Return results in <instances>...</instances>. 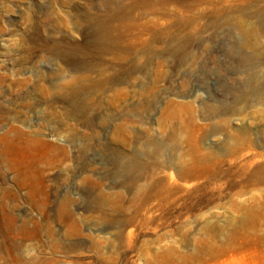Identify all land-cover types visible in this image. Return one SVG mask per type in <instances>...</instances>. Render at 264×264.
<instances>
[{"label": "rangeland", "instance_id": "rangeland-1", "mask_svg": "<svg viewBox=\"0 0 264 264\" xmlns=\"http://www.w3.org/2000/svg\"><path fill=\"white\" fill-rule=\"evenodd\" d=\"M261 4L0 0V264H264Z\"/></svg>", "mask_w": 264, "mask_h": 264}, {"label": "bare ground", "instance_id": "bare-ground-1", "mask_svg": "<svg viewBox=\"0 0 264 264\" xmlns=\"http://www.w3.org/2000/svg\"><path fill=\"white\" fill-rule=\"evenodd\" d=\"M162 1H164V0H162ZM206 1H209V0H206ZM260 1H262V4L256 10V12L254 14V17L256 18V22H258V24H259V27H260L261 32H264V0H260ZM214 13H215V16L217 18L223 19L224 22H231L232 18L236 19L235 20V26L237 27V29L239 31V34H240L239 36L241 37L240 38L241 39L240 40L241 42H239L237 45L230 46V48L235 49L240 54V57H241L240 58V62H241L242 65H244V66L249 65V62L250 61H249V57H248V55H247L246 52L250 48V45L248 43V37L252 34V29L246 24V21L239 20L236 16L232 15V13H226L222 9H217V10L214 11ZM251 14L252 13H247L246 12L245 16H252ZM97 28H98V32L96 33V35L94 37V40H92L91 44L94 43L97 46V48L100 49L101 51L111 49L115 45V42H116L115 36L112 35V33H111L112 25L110 24V22H101L97 26ZM254 33H256L255 32V29H254ZM184 44H186V41H184V40H182V41L179 40L178 41V40H175L173 37H171V40H170L168 46H169V48H175V47H179V46H184ZM86 69L90 70L91 67L88 66ZM256 78L257 77H254V79H256ZM261 84H264V75H263V79L261 80ZM49 88H48V90H49ZM62 88L63 89L65 88V90H66L65 94H66L68 100H70L71 105L74 106L75 104H77L76 95L79 92H82L86 88V86H85L84 83L75 85L73 82H71L69 84L62 85V87H60L59 89H62ZM61 92H64V91H61ZM32 101H33V99H32Z\"/></svg>", "mask_w": 264, "mask_h": 264}]
</instances>
